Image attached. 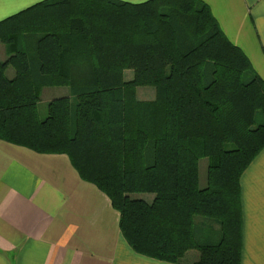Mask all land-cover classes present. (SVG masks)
<instances>
[{
    "label": "trees",
    "instance_id": "1",
    "mask_svg": "<svg viewBox=\"0 0 264 264\" xmlns=\"http://www.w3.org/2000/svg\"><path fill=\"white\" fill-rule=\"evenodd\" d=\"M0 43V141L65 155L109 199L137 255L240 264L239 181L264 148V82L207 5L44 0L0 21ZM47 88L69 97L40 119ZM138 88L154 99L139 101Z\"/></svg>",
    "mask_w": 264,
    "mask_h": 264
},
{
    "label": "crops",
    "instance_id": "2",
    "mask_svg": "<svg viewBox=\"0 0 264 264\" xmlns=\"http://www.w3.org/2000/svg\"><path fill=\"white\" fill-rule=\"evenodd\" d=\"M42 1L0 0V21ZM199 1L264 82V0ZM239 187L240 264H264V148ZM119 220L109 199L82 181L65 155H40L0 141V264H168L134 253ZM196 259L190 251L181 264Z\"/></svg>",
    "mask_w": 264,
    "mask_h": 264
},
{
    "label": "rangeland",
    "instance_id": "3",
    "mask_svg": "<svg viewBox=\"0 0 264 264\" xmlns=\"http://www.w3.org/2000/svg\"><path fill=\"white\" fill-rule=\"evenodd\" d=\"M6 53L4 51L3 45L0 43V61H5L6 59ZM131 71H126L124 78L126 80L131 79ZM6 75L11 78L13 76V69L11 67H8L6 70ZM44 92V93H43ZM62 97H69V91L67 88H48L44 89V91L41 92V100L38 105V113L40 114V119H44L46 117V108L47 104L57 98ZM154 90L152 88H138V99L139 101L143 102H149L153 100L154 98ZM263 121L261 115L256 116V124H261ZM206 169H207V160L201 159L199 161V186L200 188H203L205 186V179H206ZM149 197V196H147ZM198 222L200 223V219H198ZM206 229V228H205ZM205 229H202V232H200L199 238L203 239L206 235L204 234ZM200 230V229H199ZM204 230V231H203ZM208 231V230H207ZM211 232V230H209ZM209 235V233H206ZM211 235V234H210ZM215 237V233L212 234V238Z\"/></svg>",
    "mask_w": 264,
    "mask_h": 264
}]
</instances>
